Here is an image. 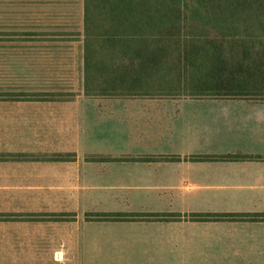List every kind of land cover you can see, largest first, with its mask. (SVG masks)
<instances>
[{
    "label": "crops",
    "instance_id": "1",
    "mask_svg": "<svg viewBox=\"0 0 264 264\" xmlns=\"http://www.w3.org/2000/svg\"><path fill=\"white\" fill-rule=\"evenodd\" d=\"M9 30L0 26V33L16 34L0 37V44L37 35L30 46L37 59L55 51L64 59L71 51L70 41L64 44L69 33H57L69 31ZM82 58L85 83L84 51ZM236 154L259 158H203ZM93 213H171L183 218L140 222L264 229V221L190 219L194 213H264V93L89 95L83 88L62 100L0 101V215H7L0 220V237L7 232L0 258H34L33 227L99 222L87 219Z\"/></svg>",
    "mask_w": 264,
    "mask_h": 264
},
{
    "label": "trees",
    "instance_id": "2",
    "mask_svg": "<svg viewBox=\"0 0 264 264\" xmlns=\"http://www.w3.org/2000/svg\"><path fill=\"white\" fill-rule=\"evenodd\" d=\"M256 28L264 31V0H84V89L89 95L227 96L255 90L263 94L264 34ZM9 35L16 34L0 33ZM18 88L0 90V101L68 96ZM6 216L0 215V220ZM182 218L171 213L87 216L91 221ZM190 219L264 221V213H194Z\"/></svg>",
    "mask_w": 264,
    "mask_h": 264
},
{
    "label": "rangeland",
    "instance_id": "3",
    "mask_svg": "<svg viewBox=\"0 0 264 264\" xmlns=\"http://www.w3.org/2000/svg\"><path fill=\"white\" fill-rule=\"evenodd\" d=\"M0 26L10 27L9 31L47 27L69 31L57 33H69L64 44H72L64 59L60 51L37 59L30 48L37 35L31 41L20 35L17 43L0 44V90L65 91L66 98L83 90L84 0H0ZM53 38L58 43V37ZM50 222L32 228L31 237L37 238L32 247L38 255L0 258V264H264V229L259 225L72 221L70 226H51ZM6 235L0 237L2 250L7 248L2 242Z\"/></svg>",
    "mask_w": 264,
    "mask_h": 264
}]
</instances>
